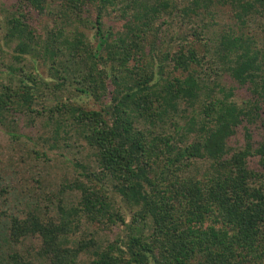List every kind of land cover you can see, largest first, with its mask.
<instances>
[{
	"label": "trees",
	"instance_id": "1",
	"mask_svg": "<svg viewBox=\"0 0 264 264\" xmlns=\"http://www.w3.org/2000/svg\"><path fill=\"white\" fill-rule=\"evenodd\" d=\"M183 1L58 0L60 23L45 39L30 15L51 0H21L8 11L5 36L18 62L10 76L20 85L0 90V125L18 139L19 117L32 114L59 136L70 119L98 169L63 185L80 195L70 207L59 201L57 218L22 211L0 185V264H80L82 253L93 256L89 264H264V140L254 146L246 128L244 146H228L264 110V0ZM218 5L233 15L221 29L213 27ZM224 73L250 89L246 106L232 90L216 94ZM196 104L184 123L176 118L180 106ZM169 121L171 131L162 128ZM201 160L209 163L203 173ZM114 194L132 208L130 223ZM80 217L126 231L105 245L92 236L71 245ZM27 238L39 246L23 254L16 247Z\"/></svg>",
	"mask_w": 264,
	"mask_h": 264
},
{
	"label": "rangeland",
	"instance_id": "2",
	"mask_svg": "<svg viewBox=\"0 0 264 264\" xmlns=\"http://www.w3.org/2000/svg\"><path fill=\"white\" fill-rule=\"evenodd\" d=\"M20 1L0 0V90L11 82L14 83V86L20 85L17 76L14 78L10 76L12 74L10 66L18 65V62L14 59L16 44L10 42L5 36L6 14L8 11L12 12L13 7L18 5ZM58 6V0H51V4L45 13L31 12L30 22L38 29V34L44 39L47 37L49 30L55 29L56 25L60 23L57 13L61 8ZM214 9L217 10L215 17L217 24L213 26L215 29H221L226 24L233 22L229 5H218ZM116 15V12H111L106 18L107 22L114 23ZM207 33H210V31ZM86 34L92 36L93 31L89 30L88 32L86 30ZM259 34L264 40L263 29ZM25 56L22 63H28V66H30V63H34L29 55ZM38 63L40 71H45V66L41 65L43 63L41 59L38 60ZM214 64V62H211L208 66L215 67ZM43 73L45 74V72ZM211 77H214L212 73ZM218 80L219 86L214 88L217 95H221V88H225L226 91L232 90L231 100L241 106H246L249 99L252 98L250 89L247 86H240L230 75L224 73ZM76 100L88 108H99V105L89 96H77ZM195 107L197 108L188 107L184 112L182 110L185 105L180 106V115L176 118L184 123V115L195 114L199 104H196ZM22 114L21 118L19 117V133L21 136L18 139L12 138L5 127L0 125V185L7 184L11 188L10 194L7 195L10 203H16L17 199H21L22 202L19 207L22 211L37 207L39 212L57 218L58 202L61 201L65 207H70L79 200L80 195L76 190H63V185L76 178L86 180V176L82 173L98 169L94 151L87 144L78 126L72 120L69 119V123L66 124L65 129L67 131L63 130L58 136L55 134L53 126L44 123L46 117ZM254 115L253 122L250 123L245 120L242 125L236 128L235 134L229 138L228 146L231 149L237 150L244 146L247 141L246 128L252 134L254 146L264 140V110L260 115ZM167 123L162 128L168 131L173 130L174 125L170 124V121ZM193 136L194 134L190 135V141L194 139ZM257 163V157L252 156L249 158L251 167H258ZM197 166L200 173H203L209 167V163L201 160L197 163ZM113 196L115 198V208L124 215L125 221L130 223L133 216L132 208L119 195L114 194ZM77 221L79 224L78 230L75 235L69 237L72 242L71 245H74L77 240L87 239L91 236L99 244L105 245L123 235L126 231V227L121 222L115 224L111 229H104L98 224L90 223L84 217H80ZM38 246L39 240L27 238L18 244L16 249L23 254H28L29 251L31 252ZM92 257L89 253H82L79 262L80 264H89Z\"/></svg>",
	"mask_w": 264,
	"mask_h": 264
}]
</instances>
